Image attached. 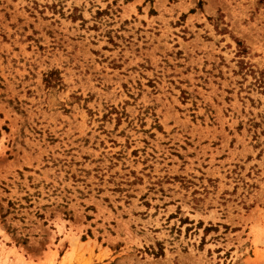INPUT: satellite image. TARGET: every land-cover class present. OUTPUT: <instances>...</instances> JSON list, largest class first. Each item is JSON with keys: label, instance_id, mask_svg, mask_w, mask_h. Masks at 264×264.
Returning <instances> with one entry per match:
<instances>
[{"label": "rangeland", "instance_id": "rangeland-1", "mask_svg": "<svg viewBox=\"0 0 264 264\" xmlns=\"http://www.w3.org/2000/svg\"><path fill=\"white\" fill-rule=\"evenodd\" d=\"M0 264H264V0H0Z\"/></svg>", "mask_w": 264, "mask_h": 264}]
</instances>
